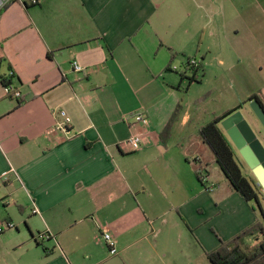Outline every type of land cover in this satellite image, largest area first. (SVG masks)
<instances>
[{
	"label": "crops",
	"instance_id": "obj_1",
	"mask_svg": "<svg viewBox=\"0 0 264 264\" xmlns=\"http://www.w3.org/2000/svg\"><path fill=\"white\" fill-rule=\"evenodd\" d=\"M251 95L264 101V0H0V225L16 227L0 234V264H211L206 252L261 215L226 179L208 189L216 162L199 129L241 103L260 127ZM182 239L197 255H171Z\"/></svg>",
	"mask_w": 264,
	"mask_h": 264
},
{
	"label": "trees",
	"instance_id": "obj_2",
	"mask_svg": "<svg viewBox=\"0 0 264 264\" xmlns=\"http://www.w3.org/2000/svg\"><path fill=\"white\" fill-rule=\"evenodd\" d=\"M200 69L201 66L194 70L197 72ZM193 80H195L194 76L189 78V82ZM10 82L8 79L2 80L3 85ZM251 100H257L264 110V101L258 95H251L248 101ZM243 104L241 103L235 109L220 116L213 117L200 127L199 135L212 153L217 166L232 189L241 195L247 203L251 204L254 211L260 212L261 219L236 234L232 239L226 242L221 241L215 249L206 252V257L211 264H264V194L261 188L256 186L255 181L249 180L243 175L235 160V152L219 127L223 118L241 109ZM180 107V104L176 107L159 135L163 146H166L171 136V128L178 118ZM195 175L198 181L204 184L205 175L199 169L195 171ZM251 237L254 238V241L248 243L247 239ZM37 243L43 245V243Z\"/></svg>",
	"mask_w": 264,
	"mask_h": 264
},
{
	"label": "water",
	"instance_id": "obj_3",
	"mask_svg": "<svg viewBox=\"0 0 264 264\" xmlns=\"http://www.w3.org/2000/svg\"><path fill=\"white\" fill-rule=\"evenodd\" d=\"M248 106L264 132V110L257 100L249 101ZM220 126L250 169L256 186L261 188L264 194V145L244 118L241 109L223 118L220 121Z\"/></svg>",
	"mask_w": 264,
	"mask_h": 264
},
{
	"label": "rangeland",
	"instance_id": "obj_4",
	"mask_svg": "<svg viewBox=\"0 0 264 264\" xmlns=\"http://www.w3.org/2000/svg\"><path fill=\"white\" fill-rule=\"evenodd\" d=\"M188 81H187V79H185L184 85H183L184 88L187 87ZM204 90L205 89L198 88V86H193V87L190 88V100L191 101L199 100L198 102L194 103L192 107L195 106L198 109H203L207 105V102H205L204 99L200 100V98H201L200 96H202ZM241 112H242L244 118L251 125L252 129L255 131L257 137L259 138V140L264 145V132L262 131L261 127H256L255 120L246 111H244L242 109ZM259 131H261L262 133H259ZM235 160H236L237 164L239 165L243 175L246 176L249 180L255 181L250 169L245 164V162L243 161V159L241 158V156L238 154V152L236 150H235ZM208 171H209L210 176L207 179V185L209 187L210 186H216L217 187L218 184H219L220 185V189H218L217 191H220L223 187H227L226 183H225V180H224L226 178H224V176H223L222 172L220 171L219 167L217 166V164H213L212 163L208 167ZM211 190H212V188H211ZM263 207H264V201H263ZM256 212L259 213L258 210H256ZM232 238H230V239H232ZM230 239H228V240H230ZM228 240H223V242H226ZM161 241H162L161 239L156 240V242H157L156 244H158V246H159L158 248L164 246L161 243ZM188 241H189V239L186 242L184 241V239H182V242H179L178 240H174V243H170L168 246H169V250L171 251V255H197L195 250L188 246ZM190 241H191V243L193 245V241L192 240H190ZM158 248L156 249L157 253L160 251V250L158 251ZM106 252H107V250H106ZM108 255H110V254H108ZM204 255H206V253Z\"/></svg>",
	"mask_w": 264,
	"mask_h": 264
},
{
	"label": "built area",
	"instance_id": "obj_5",
	"mask_svg": "<svg viewBox=\"0 0 264 264\" xmlns=\"http://www.w3.org/2000/svg\"><path fill=\"white\" fill-rule=\"evenodd\" d=\"M72 66H73L74 71H77V72L82 71V68L79 67L75 61L72 63ZM200 66H201L200 59L193 57V58H189L186 61L185 69L186 70L187 69H193L194 70V69L199 68ZM170 69H172L174 71L177 70V68L174 66H171ZM4 88H5V91L7 94L12 93V96L15 98H18L20 96L19 92H14V87H13V84L11 82L5 83ZM61 115L64 116V113L61 112ZM133 117H134V120L136 122H146L147 121V117H145L143 114H140V113L135 114ZM67 123H68V119L65 118L63 123L56 124L53 127L52 131H54V130L64 131L65 125ZM125 144L129 148L130 151H132V152L138 151L142 148V144H143L142 137H141V135L133 134L127 139ZM215 187L216 186H210L208 189L215 188ZM33 213H38V210L34 209ZM15 229H16V227H15L14 223L6 222L5 224L0 225V234H2L5 231H8V230H15ZM99 237H100V240L106 245V247L108 249V253L110 255H116L117 254V250L115 247L116 241H115V238L113 237V235L110 232H108L105 228H101V233H100ZM49 238H50V234L47 232L41 233L38 236V240L41 242H45V241L49 240Z\"/></svg>",
	"mask_w": 264,
	"mask_h": 264
},
{
	"label": "flooded vegetation",
	"instance_id": "obj_6",
	"mask_svg": "<svg viewBox=\"0 0 264 264\" xmlns=\"http://www.w3.org/2000/svg\"><path fill=\"white\" fill-rule=\"evenodd\" d=\"M260 133V132H259Z\"/></svg>",
	"mask_w": 264,
	"mask_h": 264
}]
</instances>
